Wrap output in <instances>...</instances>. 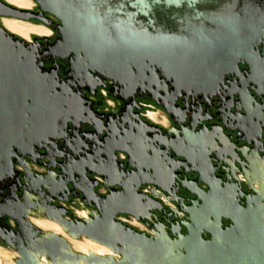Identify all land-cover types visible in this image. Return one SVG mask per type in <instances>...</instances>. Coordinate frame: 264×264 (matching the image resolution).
<instances>
[{
  "label": "water",
  "instance_id": "water-1",
  "mask_svg": "<svg viewBox=\"0 0 264 264\" xmlns=\"http://www.w3.org/2000/svg\"><path fill=\"white\" fill-rule=\"evenodd\" d=\"M35 1L0 0L2 17L59 20L42 51L0 21V181L14 157L44 159L0 201L15 262L264 264V4ZM69 55L67 80L42 60ZM30 209L110 252L75 250Z\"/></svg>",
  "mask_w": 264,
  "mask_h": 264
},
{
  "label": "flooded vegetation",
  "instance_id": "flooded-vegetation-1",
  "mask_svg": "<svg viewBox=\"0 0 264 264\" xmlns=\"http://www.w3.org/2000/svg\"><path fill=\"white\" fill-rule=\"evenodd\" d=\"M251 0H241V7L245 8L246 5L250 2ZM257 2H260V4H264L263 0H256ZM35 2V7L29 8L31 10H35V11H39V7L38 4ZM14 4V3H13ZM19 6V5H18ZM23 7V6H21ZM44 16L47 18L48 21H44V20H40L37 18H32L30 20H24V21H30L35 23L38 26L44 27L45 29H47L49 31V33H36V32H32V34H35L32 36L31 39L24 37L16 32H13L15 34H18L24 38L27 39V41L29 43H32L39 51H42L44 49H46L49 44L53 43L58 35H59V29H58V24H59V20L53 16L50 13H45ZM4 18L2 16H0V21L1 19ZM8 19H17V18H13V17H5ZM17 20H21V19H17ZM4 23V22H3ZM5 25V24H4ZM44 36H49L50 39L49 40H44L43 37ZM70 55L66 56V57H50V56H44L42 57V60L44 61V66L46 68H50L53 67L54 65L59 69V74L62 76L63 79H70L72 78V74L69 72L70 70V61H69ZM242 67H244V65H241ZM83 90V92L85 94H88L85 88H81ZM217 98L214 96L212 98H210L209 100L206 101V105L209 107L212 104L216 105L217 103ZM202 102L201 100H195L193 103H200ZM43 154V150L39 149V150H34L32 156H27V155H19L17 157H14V169H15V174L12 177H8L5 178L3 180L0 181V201H4L6 202L7 200L12 199L13 201L19 199H23V194L26 192V190L20 188L19 186V182L17 179V175H21V173L25 170V165L30 166L32 169L35 170H43L44 166H43V162L44 159H42V155ZM21 160L23 163L19 164L16 163L17 160ZM15 186L16 189H18V192L20 195L19 197H12L11 196V192H12V187ZM29 219L32 221V218H40V219H48L46 216H44L42 214L41 211L35 210V209H30L29 210V214H28ZM0 226L3 228H7V229H13L16 230L17 229V222L15 219L8 217L6 215L1 216L0 217ZM0 246H2L1 242H0ZM4 247V246H3ZM12 250H14L16 252L15 249L10 248ZM17 253V252H16ZM18 256V254H17Z\"/></svg>",
  "mask_w": 264,
  "mask_h": 264
},
{
  "label": "rangeland",
  "instance_id": "rangeland-1",
  "mask_svg": "<svg viewBox=\"0 0 264 264\" xmlns=\"http://www.w3.org/2000/svg\"><path fill=\"white\" fill-rule=\"evenodd\" d=\"M9 2L11 3H14L16 5H19V6H23L25 8H32V7H35V2L34 0H8ZM5 17L1 19V22H4L5 24ZM12 20H15L14 22H17L19 25L21 26H25V27H28V28H43L45 29L44 27H41V26H38L36 25L35 23L33 22H30V21H24V20H17V19H12ZM6 25V24H5ZM7 27V26H6ZM8 28V27H7ZM9 29V28H8ZM11 30V29H10ZM46 31L44 32L45 34L46 33H49V31L47 29H45ZM12 31V30H11ZM15 32V31H13ZM19 34V33H18ZM21 35V34H20ZM35 35V34H32V32H29L28 36H24V37H27L29 39L32 38V36ZM23 36V35H22ZM164 120V118H162ZM159 121H162L161 118L159 119ZM83 210L80 212L81 215H83ZM84 216V215H83ZM35 219H40V218H32V221L34 222ZM42 220H45V221H51L49 219H42ZM142 223H144L143 221H141ZM132 225V224H131ZM145 225V223H144ZM134 226V225H132ZM134 227H137V226H134ZM138 229H143V230H148V227L145 225L144 227H137ZM64 236L67 237V239L69 240L71 246L77 250L78 249V245L80 243L84 244V245H87L88 242L86 241V238L84 239H73L69 236H67V234L65 232L63 233H60ZM90 240V239H88ZM92 241V240H91ZM79 252H82L80 250H77ZM85 253V252H83ZM17 257V253L10 249V248H7V247H3V246H0V264H17L14 260V258ZM43 261L47 262L48 264V261L45 257L42 258Z\"/></svg>",
  "mask_w": 264,
  "mask_h": 264
},
{
  "label": "bare ground",
  "instance_id": "bare-ground-1",
  "mask_svg": "<svg viewBox=\"0 0 264 264\" xmlns=\"http://www.w3.org/2000/svg\"><path fill=\"white\" fill-rule=\"evenodd\" d=\"M14 21L15 20L6 18L5 19V24H6L5 27L7 26L9 29L7 27L6 28L9 31H11V30L15 31L16 33H19V34H21L23 36H28L29 32H36V33H41L42 34V33H44L46 31L43 28H28V27H25V26H21L17 22H14ZM82 213H83L84 216L86 215L85 211H83ZM33 223L36 226H38L39 228L44 229L46 231H54V232H57V233H63L64 232L62 227L58 223H56V222H54L52 220L51 221H45V220H42V219H35V222H33ZM73 239L75 240L76 238H73ZM86 241L88 242V244L84 245V244L80 243L78 245V249L77 250H80V251L85 252V253H88L89 251H95V252L101 253V254H106V253L110 252V250L108 248H106V247H104V246H102V245H100V244H98V243H96L94 241L88 240L87 238H86ZM42 263L43 264H47V262H45L43 260H42ZM48 264H50V263L48 262Z\"/></svg>",
  "mask_w": 264,
  "mask_h": 264
},
{
  "label": "built area",
  "instance_id": "built-area-1",
  "mask_svg": "<svg viewBox=\"0 0 264 264\" xmlns=\"http://www.w3.org/2000/svg\"><path fill=\"white\" fill-rule=\"evenodd\" d=\"M122 220L129 222L130 224L137 226V227H144V223H142L139 220H136L135 218L131 217V218H126L125 216L121 217Z\"/></svg>",
  "mask_w": 264,
  "mask_h": 264
},
{
  "label": "crops",
  "instance_id": "crops-1",
  "mask_svg": "<svg viewBox=\"0 0 264 264\" xmlns=\"http://www.w3.org/2000/svg\"><path fill=\"white\" fill-rule=\"evenodd\" d=\"M157 121H159V120H157ZM34 222H35V220H34Z\"/></svg>",
  "mask_w": 264,
  "mask_h": 264
}]
</instances>
